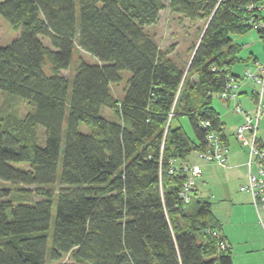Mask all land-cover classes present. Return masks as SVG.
<instances>
[{"label": "trees", "instance_id": "16d2710c", "mask_svg": "<svg viewBox=\"0 0 264 264\" xmlns=\"http://www.w3.org/2000/svg\"><path fill=\"white\" fill-rule=\"evenodd\" d=\"M261 4L167 0L171 12L204 20L185 69L145 31L164 0H0L19 30L0 45V90L33 107L0 114V179L11 184L0 188V264H233L209 202L194 185L183 200L186 173L171 169L207 148L209 130L221 138L213 98L237 76L232 35L254 29L264 48V25L253 26L264 23ZM76 50L97 62L79 56L65 75ZM124 70L117 99L110 86Z\"/></svg>", "mask_w": 264, "mask_h": 264}, {"label": "crops", "instance_id": "0c3cea01", "mask_svg": "<svg viewBox=\"0 0 264 264\" xmlns=\"http://www.w3.org/2000/svg\"><path fill=\"white\" fill-rule=\"evenodd\" d=\"M239 56V54H238ZM240 58V57H239ZM241 59V58H240ZM264 61L252 52L242 64V70L231 72L241 76L242 71L254 69L255 62ZM236 63V62H235ZM249 84L240 88L239 101L248 112L253 110L252 93L248 91ZM220 105L213 104L221 120V140L227 154L226 165L205 163L191 159L200 164V174L195 182L197 194L209 202L210 211L218 221L219 233L229 245L233 264H264V232L259 222L258 214L249 192L241 190L240 185L247 181L245 160L247 148L235 138L236 125L241 120L239 113L230 110L229 103L219 99ZM252 104V108L248 104ZM264 146V137L259 136ZM188 157L174 160V166L185 164Z\"/></svg>", "mask_w": 264, "mask_h": 264}, {"label": "rangeland", "instance_id": "374dc122", "mask_svg": "<svg viewBox=\"0 0 264 264\" xmlns=\"http://www.w3.org/2000/svg\"><path fill=\"white\" fill-rule=\"evenodd\" d=\"M165 7L160 10L158 21L153 25H148L145 27V31H147L155 40L159 48L166 51L168 56L175 60L178 64L184 65V68L187 69V62L189 61V57L191 55V47L197 41L199 31L201 27L204 25L203 19H194L190 20L189 18L183 16L179 13H173L167 6V0H164ZM264 15V10H263ZM19 34V30H16L10 26V24L0 16V45H7L9 44L14 38H16ZM233 40L235 43L240 44L241 49L239 51V57L241 58L239 61L233 64V71L238 72L242 70V64L248 58L250 53L257 55L258 58H263V42L259 38L258 34L254 29H251L245 33L241 34H234L232 35ZM45 44H49V40L47 38H42ZM79 56L83 57V59L87 62H97V59L91 56L88 53H85L80 50H76V52L72 56V61L70 64V69L65 70L62 73L65 75H69L71 69L79 62ZM47 68V67H46ZM242 73H244L242 71ZM129 74L128 71H122V81L118 84H111V92L113 95L120 99L123 94V87L125 84V78ZM196 75L192 74L191 78H195ZM249 84L250 90H256L257 86L253 84V82L247 81ZM254 101V100H253ZM241 103V101H239ZM213 104L216 106L220 105L219 97L213 98ZM229 108L231 111L235 112L232 108V105L229 104ZM243 106V104L241 103ZM248 106L252 108V104L249 103ZM244 107V106H243ZM254 107V103H253ZM33 107L30 106L25 99H22L17 96H13L3 90H0V114H6L8 112H13L18 116H24L28 111L32 110ZM108 109L103 108L101 110V114L108 118H113L110 114ZM237 113V112H235ZM241 116V115H240ZM243 117L241 116L242 122ZM178 123L183 126V128L191 134V128L188 122L187 117L180 118ZM238 123V124H239ZM237 124V125H238ZM236 125V126H237ZM41 130V129H40ZM39 130V140L41 142L42 135ZM79 130L82 132H88V128L81 122L79 124ZM257 135L264 137V112L261 115V119L259 122V128L257 130ZM41 136V137H40ZM192 159L196 160L197 157L192 154ZM198 160V159H197ZM207 163V162H206ZM215 163V162H211ZM10 165L17 167V168H27L28 164L26 162H10ZM200 166V164H199ZM195 182L197 184V180L195 178ZM11 186V184L7 181L0 179V188ZM14 189V190H12ZM12 196L18 195V191L15 187H11ZM31 199H37L39 196L36 194L30 195ZM55 215V204L52 205V219ZM64 256V255H63ZM63 262L71 261L72 259L69 255H65L61 259ZM58 261H52L50 264H58Z\"/></svg>", "mask_w": 264, "mask_h": 264}, {"label": "built area", "instance_id": "2783aa9c", "mask_svg": "<svg viewBox=\"0 0 264 264\" xmlns=\"http://www.w3.org/2000/svg\"><path fill=\"white\" fill-rule=\"evenodd\" d=\"M258 9L263 12L264 4L259 5ZM263 25V21L254 23L255 28ZM247 81H251L257 86V89L254 90V107L251 112L245 110L239 102L240 88ZM218 96L231 104L233 110L243 117L242 122L236 126L234 131L235 138L248 151L245 160L247 181L240 185V189L251 194L253 205L264 232V146L257 135L261 115L264 112V61H256L254 69L244 71L241 76L228 75L225 87L219 92ZM202 124L207 126L209 123L204 121ZM206 141V149L192 151L187 155L189 158L187 163L173 166L171 169L174 172L181 170L186 173V179L179 193L180 197L185 201L189 198L190 190L195 184V178L200 174V166L191 159L192 154L201 162H215L221 165H226L227 163V154L218 133L214 130H209L206 135ZM213 234L215 235L216 232L214 231ZM219 245L223 247L224 242L219 241Z\"/></svg>", "mask_w": 264, "mask_h": 264}, {"label": "bare ground", "instance_id": "6f19581e", "mask_svg": "<svg viewBox=\"0 0 264 264\" xmlns=\"http://www.w3.org/2000/svg\"><path fill=\"white\" fill-rule=\"evenodd\" d=\"M254 26V25H253Z\"/></svg>", "mask_w": 264, "mask_h": 264}]
</instances>
